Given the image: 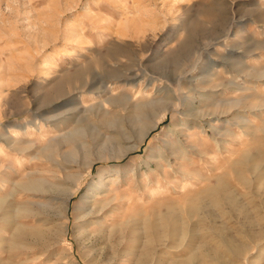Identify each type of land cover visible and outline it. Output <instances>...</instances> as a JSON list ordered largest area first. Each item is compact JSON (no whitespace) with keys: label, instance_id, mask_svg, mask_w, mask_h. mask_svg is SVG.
<instances>
[{"label":"rangeland","instance_id":"1","mask_svg":"<svg viewBox=\"0 0 264 264\" xmlns=\"http://www.w3.org/2000/svg\"><path fill=\"white\" fill-rule=\"evenodd\" d=\"M0 264H264V0H0Z\"/></svg>","mask_w":264,"mask_h":264},{"label":"bare ground","instance_id":"2","mask_svg":"<svg viewBox=\"0 0 264 264\" xmlns=\"http://www.w3.org/2000/svg\"><path fill=\"white\" fill-rule=\"evenodd\" d=\"M170 99H171V104L162 108L161 111L158 112V114L155 116V119L153 121H151L148 126H145V128H143L142 126L140 128H138L139 143H135L133 145V148H138L139 144L143 141V139L146 136V134L148 133V131L152 127L157 125V123H159L163 118H165L168 112H172L173 118L177 117L178 115L184 114V112H185L184 107L182 106L179 109L178 106H180L181 103H182L181 105L185 104L186 102L189 101V99L188 98H183L181 100L175 99V98H170ZM173 101H176V103ZM117 150H118V152H121V153H122V151H124L121 148H118ZM106 174H107V176L110 175V173H106ZM104 175L105 174L103 173V175L100 176L98 181L91 185V188L89 190V194L86 196L88 199H91V201L93 199H96V196H98L99 193L101 194V192L104 193L105 191H107V185H109V182L107 180H105L106 176H104ZM114 175H115L114 179H119L120 170H115ZM70 194H73V193L70 191L69 195ZM55 199L58 200V198H55Z\"/></svg>","mask_w":264,"mask_h":264}]
</instances>
